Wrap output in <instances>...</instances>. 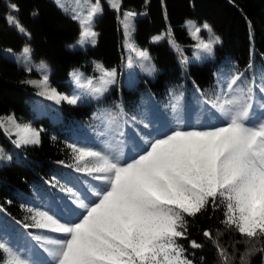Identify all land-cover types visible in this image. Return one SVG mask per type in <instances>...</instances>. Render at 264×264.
I'll list each match as a JSON object with an SVG mask.
<instances>
[{
    "label": "trees",
    "instance_id": "1",
    "mask_svg": "<svg viewBox=\"0 0 264 264\" xmlns=\"http://www.w3.org/2000/svg\"><path fill=\"white\" fill-rule=\"evenodd\" d=\"M101 1L103 13L94 21V30L99 33L97 45L71 49L81 37V23L56 0H0V145L8 152H19L0 164V230L6 231L11 245L26 250L36 260H50L44 249L53 248L49 240L63 234L25 229L23 225L34 224L33 217L40 211L67 217L69 206H76L71 202L79 198L87 203L100 183L93 176L74 171L78 162L71 145L128 159L162 127L220 124L222 120L214 119L227 117H221L212 105L240 90H251V122L264 119V0H121L122 12ZM13 3L18 11L11 9ZM125 10L138 14L134 41L138 48L149 51L157 69L154 78L142 74L131 85L123 82L114 86L97 101L56 106L44 102L38 96L39 89L28 83L29 78L39 77L37 70L29 71L28 65L22 66L11 57L10 51L20 53L25 46L30 47L31 62L45 61V71L52 68L51 86L70 94L74 67L96 77L103 73L97 69L98 63L104 70L122 71L126 51L120 14ZM9 15L16 17L25 32L9 23ZM189 20L200 28L208 24L220 42L212 56L185 65L180 49L192 55L196 44L187 27ZM164 32L163 41H154ZM169 38L174 39L176 49L170 47ZM240 72L244 73L241 81L229 89L232 78ZM44 105L52 115L35 110ZM8 116L38 129L40 143L17 148L1 125ZM68 188L75 197L66 191ZM224 212L221 204L215 210L209 207L186 217L187 238L179 243L189 258L196 264H264V251L256 250L264 249V237L249 241L235 227L223 223ZM205 231H211L213 238L205 237ZM193 240L202 247L192 248ZM218 249L224 250L223 256ZM6 259L7 254L0 251V264Z\"/></svg>",
    "mask_w": 264,
    "mask_h": 264
},
{
    "label": "snow or ice",
    "instance_id": "2",
    "mask_svg": "<svg viewBox=\"0 0 264 264\" xmlns=\"http://www.w3.org/2000/svg\"><path fill=\"white\" fill-rule=\"evenodd\" d=\"M111 6L119 11L115 0ZM10 7L18 11L16 4ZM102 12L101 0H95L87 19L80 21L82 36L91 37L93 45L99 36L94 30V17ZM7 19L25 32L15 16ZM122 23L127 33L129 25ZM203 28L211 32L208 24ZM200 32L201 28L195 27L192 34L199 38ZM216 43L219 37L201 39L197 47L212 54ZM22 51L26 57L31 53L28 46ZM139 58L150 60L146 51H140ZM96 66L103 72L102 86L93 89L99 98L116 83L117 73L115 69L104 70L99 63ZM243 76V72L235 75L229 89ZM48 80L45 75L43 83L47 85ZM250 92L240 90L222 103L218 98L212 107L221 117H227L220 124L162 127L128 159L89 146L71 145L78 162L74 171L93 176L100 182L97 190L87 203L79 198L73 200L76 206H69L67 217L40 211L36 213L39 220L34 216V224L23 225L25 229L35 227L63 234L60 239L49 240L53 248L44 249L50 260L33 259L26 250L11 245L6 231L0 230V251L7 254L3 264H196L179 243L187 238L186 217H194L209 207L215 210L221 204L225 207L223 223L235 227L249 241L264 237V119L251 122ZM47 98L57 104L66 101L76 105L80 101V96L62 95L55 89L47 92ZM15 143L17 147L38 145L40 132L31 130L30 135ZM68 182L73 183L71 179ZM66 191L76 196L72 188ZM204 236L213 238L211 231H205ZM191 247L198 249L202 245L193 240ZM218 250L223 256L224 250Z\"/></svg>",
    "mask_w": 264,
    "mask_h": 264
},
{
    "label": "rangeland",
    "instance_id": "3",
    "mask_svg": "<svg viewBox=\"0 0 264 264\" xmlns=\"http://www.w3.org/2000/svg\"><path fill=\"white\" fill-rule=\"evenodd\" d=\"M56 1L59 5L64 7L66 11L70 12V14H72L74 17H78L80 21L87 19L89 12L91 11L93 5L95 4V0H65L66 1L65 4H63V2L60 0H56ZM106 1L111 6V3L113 2V0H106ZM115 2L119 4L118 12H122L121 0H115ZM101 5L103 8L102 1H101ZM132 13H134L135 15H130ZM100 15L101 14H97L94 17V21ZM137 15L138 14L135 11H131V10H125L123 13L120 14V20H121V24H122V28L124 32V39H125L124 45H125L126 56H125V62H124L122 71L118 72L117 69H115L117 73L116 83L109 86L108 91L104 93V95L99 96V98H97V94L93 91V89L102 86L103 73L97 77L96 76H86L82 73V67H74L71 70L72 79L74 83V87L71 93L70 94L60 93V94L68 95V96H72V95L80 96V101L77 104H86L88 102L97 101L103 98L104 96L110 93V91L114 88V86H117L118 84L120 85L123 82H125L127 85L133 84L135 81H137V79L139 78V75L145 74L147 76H150L151 78H154L156 76L157 69L155 67V64L153 62V59L149 51L147 49L138 48L134 41L135 22H136ZM122 22H126L129 25L127 33L125 30L124 23ZM194 26L199 27V25H197L194 20L187 21V27L189 28V31L192 37L196 40V44L194 46V51L192 55H188L183 51V49H180L182 53L181 61L185 65H187L191 61L202 62V60L206 59L207 57H210V55L212 56V54H208L207 52H204L202 49L197 47V45L199 44L201 39H203L204 41H208L212 37H217L214 32L212 31L209 32L207 29H205V35L202 34L203 28H201L199 38H197L196 36H193L192 34L195 31ZM165 36H166L165 32L160 35H157L156 37H161V39L156 40L155 39L156 37H155L154 41H157V42L163 41ZM95 39H96V42L93 45L91 37H83L81 34V37L79 38V40L75 42L74 44L70 45V47L71 49H85L88 46H96L98 42V37H96ZM81 40L83 41V44L79 43ZM168 42H169L170 47L174 49L177 48L174 39L169 38ZM219 42H220V39H219ZM216 44L214 45V47L216 46ZM140 51H146L148 55L150 56V60L149 61L141 60L139 58ZM10 53H11V57H13L14 59H17L20 65L26 66V67L28 65L29 69L37 70V72L39 73V77L29 78L28 81L37 82V84H31V85L36 86L39 89L38 96L44 102H50L56 106H61L63 105V103H67L66 101H61L59 104H57L55 100H50L47 98V92L50 91V89H55L56 91L57 89L52 87L50 84V76L52 74V68L49 69V71H45L46 66H47L45 61L39 62L38 64H36L37 65L36 66L33 62H31L30 54L26 57L23 51L20 53L10 51ZM129 62L132 63L131 67L128 66ZM113 69H110L107 71H111ZM45 75H47L49 78L47 85L43 83V77ZM89 81H91L90 86H89ZM41 93H45V95H41ZM49 109L50 108L47 107V105H44V107H41V108L35 107V110H37L39 114L44 113L46 115H52V113H49ZM202 117H205V115L203 114ZM215 119H214L215 122H219L222 120L219 117ZM1 125L4 128L6 134L11 138L12 143L15 146H16L15 142L20 138L30 135L31 130L39 131L38 129L34 128L30 123L19 122L13 116H8L2 119ZM25 146H29V145H25ZM17 148H20V147H17ZM0 149H2V151H0V157H2L0 158V164L10 161L13 155L18 156L19 154L17 150H14L13 152H8L1 145H0ZM8 157H11V158L9 159ZM87 159L89 158H86V160ZM92 163H96V162L92 161ZM43 254L48 256L46 252H43Z\"/></svg>",
    "mask_w": 264,
    "mask_h": 264
}]
</instances>
